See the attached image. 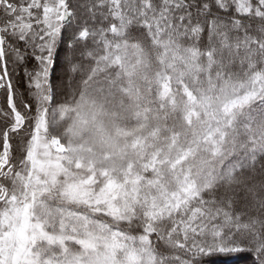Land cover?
I'll return each mask as SVG.
<instances>
[{
  "label": "snow or ice",
  "instance_id": "obj_1",
  "mask_svg": "<svg viewBox=\"0 0 264 264\" xmlns=\"http://www.w3.org/2000/svg\"><path fill=\"white\" fill-rule=\"evenodd\" d=\"M154 49L151 97L161 110L184 103L183 143L175 129L166 137L176 158L133 137L126 166L73 172L84 164L65 154L83 145L49 135L68 98L134 99L147 119L157 101L136 79ZM165 165L177 173L171 193ZM211 256L264 264V0H0V264Z\"/></svg>",
  "mask_w": 264,
  "mask_h": 264
},
{
  "label": "rangeland",
  "instance_id": "obj_2",
  "mask_svg": "<svg viewBox=\"0 0 264 264\" xmlns=\"http://www.w3.org/2000/svg\"><path fill=\"white\" fill-rule=\"evenodd\" d=\"M144 74L145 58L142 57V63L138 65L137 70V94L142 98H149L141 88V80ZM134 103L135 100L133 99L132 103L122 105L119 97L113 101L103 95L97 96L88 93L83 101L78 99L71 105H66V110L62 111L58 117L59 120H67L64 124L67 130L63 133L66 142H63L66 145L69 143L76 146L83 145L84 148L75 156L71 152L65 154L71 159H79L84 164V168L76 169L73 163L71 165L73 172H78L81 176L85 175L89 162L94 164L97 169L107 168L109 171L113 168L119 169L126 166L128 160L136 158V152L130 146L126 148V145L131 144L133 137L147 138L144 151L149 154L163 149L165 157L170 154L172 159L176 158V151L167 147L166 137L175 129L181 133L180 142L183 143V132L187 129L184 122L176 118V113L183 115L184 103L180 99H175L173 105L170 100L163 110L158 108L155 113H151L147 119L143 120L136 119ZM165 116L168 117L167 123L164 119ZM81 120H84L87 126L81 124ZM196 126L194 118L193 128ZM165 127H167L166 132L161 131L156 136L152 135L157 129H164ZM78 128L83 130L82 135H73ZM125 152L126 154H124ZM187 166V164L184 165V167ZM178 170L179 166L177 167ZM176 175L177 173L173 172L169 165L163 167L162 187L165 191L171 193L178 189ZM156 195L157 203H160V194L157 193Z\"/></svg>",
  "mask_w": 264,
  "mask_h": 264
},
{
  "label": "trees",
  "instance_id": "obj_3",
  "mask_svg": "<svg viewBox=\"0 0 264 264\" xmlns=\"http://www.w3.org/2000/svg\"><path fill=\"white\" fill-rule=\"evenodd\" d=\"M161 56V53L158 49H154L152 51V57L150 58L147 51H145L144 53L141 54V57L145 58V74L144 77L141 80V88L142 90H144V92L146 93V95L150 98V99H156V103L153 104V111L152 113H155V111H157L158 107L157 105L159 104V100L156 97H151L148 88L149 85L145 82V77L148 78V80H151L153 84H155V82L157 81V74L162 71V65H159L156 63V60L159 59ZM151 65V67H147L148 65ZM173 90L175 91L176 88V84H175V78H173V84H172ZM175 99H180L178 96L175 97ZM78 100V99H76ZM73 102H75V100L72 97H69L66 105H71ZM67 120H59L58 119V123L57 126L54 130H50V135L52 136H56L59 135L60 139L64 142L65 141V135L63 133H65V131L67 130L66 127L64 126L65 122ZM160 200V199H159ZM231 260V257H226V256H211V257H206L205 258V264H225L226 261Z\"/></svg>",
  "mask_w": 264,
  "mask_h": 264
}]
</instances>
